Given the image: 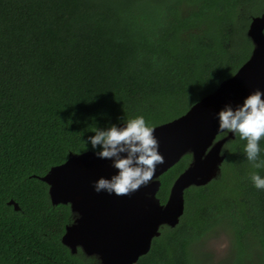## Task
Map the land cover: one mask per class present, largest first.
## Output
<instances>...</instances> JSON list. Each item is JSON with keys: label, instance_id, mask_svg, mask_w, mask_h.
<instances>
[{"label": "trees", "instance_id": "1", "mask_svg": "<svg viewBox=\"0 0 264 264\" xmlns=\"http://www.w3.org/2000/svg\"><path fill=\"white\" fill-rule=\"evenodd\" d=\"M263 14L264 0H0V264H100L62 244L73 214L41 177L93 151L96 126L185 114L249 59ZM245 143H225L217 178L185 191L179 224L136 264H264V189L250 180L264 168ZM191 159L161 176L162 203ZM220 234L230 249L215 261L207 245Z\"/></svg>", "mask_w": 264, "mask_h": 264}, {"label": "water", "instance_id": "2", "mask_svg": "<svg viewBox=\"0 0 264 264\" xmlns=\"http://www.w3.org/2000/svg\"><path fill=\"white\" fill-rule=\"evenodd\" d=\"M247 35L253 50L234 75L185 114L154 127L158 151L164 159L156 165L148 184L127 194L95 191V180L110 178L118 170L111 158H100L94 151L70 155L41 177L48 185L51 203L70 206L73 221L66 226L61 242L72 254L81 250L100 264H136L149 252L163 226L174 228L179 224L185 211V191L217 178L225 158L221 148L235 138L229 133L217 139V112L225 104L235 108L256 89L264 91V14L252 19ZM187 154L191 162L174 180L167 201L162 203L158 197L161 176ZM9 204L19 210L15 201Z\"/></svg>", "mask_w": 264, "mask_h": 264}, {"label": "clouds", "instance_id": "3", "mask_svg": "<svg viewBox=\"0 0 264 264\" xmlns=\"http://www.w3.org/2000/svg\"><path fill=\"white\" fill-rule=\"evenodd\" d=\"M262 96L264 91L256 89L235 108L231 104H225L217 112L218 133L224 137L229 133L235 136L238 134L241 140L246 141L243 154L251 162L253 169L264 168V158L259 155L262 151L259 141L264 137ZM195 103L197 101H193ZM91 131L94 135L86 139L88 148L90 146L100 158H111L112 166L118 170L110 178L101 176L95 180V191L127 194L154 178L156 165L162 163L164 158L158 151L154 125L151 121H146L142 114L124 117L121 124L113 123L103 128L96 126ZM224 145L221 154L226 149ZM250 180L255 188L264 189V176L259 172L251 171Z\"/></svg>", "mask_w": 264, "mask_h": 264}, {"label": "rangeland", "instance_id": "4", "mask_svg": "<svg viewBox=\"0 0 264 264\" xmlns=\"http://www.w3.org/2000/svg\"><path fill=\"white\" fill-rule=\"evenodd\" d=\"M207 246L215 261L224 259L230 249L229 239L224 234L209 239Z\"/></svg>", "mask_w": 264, "mask_h": 264}]
</instances>
